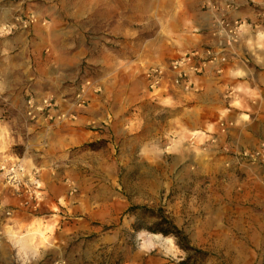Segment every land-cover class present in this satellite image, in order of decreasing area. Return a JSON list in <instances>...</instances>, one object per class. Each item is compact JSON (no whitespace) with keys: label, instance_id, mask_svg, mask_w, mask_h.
<instances>
[{"label":"rangeland","instance_id":"rangeland-1","mask_svg":"<svg viewBox=\"0 0 264 264\" xmlns=\"http://www.w3.org/2000/svg\"><path fill=\"white\" fill-rule=\"evenodd\" d=\"M199 10L195 0H0V153L56 177L36 213L2 193L12 215L0 214V264H263L264 242L243 227L248 207L264 215L245 199L264 198V0H242L245 54L218 93L147 88L150 66L198 44ZM82 89L77 120L26 119L28 96L53 94L67 109ZM253 118L256 147L235 150L231 131ZM37 218L45 238L30 240Z\"/></svg>","mask_w":264,"mask_h":264},{"label":"built area","instance_id":"built-area-1","mask_svg":"<svg viewBox=\"0 0 264 264\" xmlns=\"http://www.w3.org/2000/svg\"><path fill=\"white\" fill-rule=\"evenodd\" d=\"M202 12L207 15V32L212 39L209 45L197 46L171 58L168 62L150 66L146 70L148 90L153 97L160 92L201 90L199 77L214 67L221 74L226 68L230 54H234L242 33L249 26L247 19L237 16L240 0H195ZM29 23L35 21L32 16ZM27 25V22H24ZM87 105L85 89L79 91L67 109L61 107L53 94L42 97L28 96L25 100V117L31 123L54 126L77 120L79 108ZM224 122L221 123L223 127ZM225 131V128H222ZM46 186L40 169L29 168L25 159L15 154L0 153V214L11 216L7 209L10 202L4 201L2 193L7 191L15 204L29 213L38 212L45 202ZM10 218V217H7ZM7 223L0 222V251L6 233ZM60 264V262H58ZM264 264V257H263Z\"/></svg>","mask_w":264,"mask_h":264},{"label":"crops","instance_id":"crops-1","mask_svg":"<svg viewBox=\"0 0 264 264\" xmlns=\"http://www.w3.org/2000/svg\"><path fill=\"white\" fill-rule=\"evenodd\" d=\"M197 3V2H196ZM240 4L242 7V0H240ZM198 6V4H197ZM199 7V6H198ZM240 10L236 13L237 16H241L242 13L244 12V10ZM200 11V10H199ZM201 12V17H200V22L199 24L196 26V29L201 31L202 33L200 40L198 41V44L195 46H202V45H209L212 43V39L210 38L208 32H207V25H208V19H207V15L202 11ZM251 29H247L242 33V37L240 40V43L238 44L235 53L234 54H230L228 60L226 61V68L224 70L223 73L219 74L216 71V68L212 67L210 69H208L203 75H201L199 77V83L200 86L202 88L201 90V94H203L204 96L207 95V97L209 96H214L215 93H218V91L220 90V86L224 85L225 83L222 81L224 78V73L228 70H231L233 68V66L237 63L236 59H240V61H242L241 59L243 58V54H245L244 52V45H245V38L248 34L247 31H250ZM260 35V33H259ZM263 35V34H262ZM248 116V115H247ZM256 119V118H255ZM254 118L252 120H244L243 122V126H246V129H234L233 131H231V135H230V144L231 146L235 149V150H242V149H253L256 147L259 138L257 136H255L254 134H252V132L249 130V127L253 124H255L256 120ZM195 132V131H194ZM56 170V169H55ZM51 174V173H50ZM52 175V174H51ZM49 177V180L47 178H42L46 188L49 190L50 188H52L53 183L56 184V177L51 176ZM256 192H248L247 195L245 196V199H247V202H251V203H256V206H263L264 207V198L263 195L262 197H259ZM261 193V192H260ZM264 194V193H263ZM254 207H248L245 211H246V216H249V218H245L243 220H245L246 225H244L243 229V233L246 236L247 239H251L253 237L256 238H260L261 241L264 242V215L262 216V214L258 213L256 214L253 211ZM264 212V211H263ZM40 218H37L34 222V224L28 229L27 233H31L33 229L39 227L38 226V222H36L37 220H39ZM41 221V229L44 232L43 229L44 228V224L42 219ZM0 222H3V220H0ZM10 230V231H9ZM8 233L10 234V236L13 237V234L15 233L11 228H9ZM14 232V233H13ZM44 235V234H43ZM37 237V236H36ZM45 238V235H44ZM2 249V248H1ZM36 249V248H35ZM37 252V250H36ZM36 254V253H35Z\"/></svg>","mask_w":264,"mask_h":264},{"label":"bare ground","instance_id":"bare-ground-1","mask_svg":"<svg viewBox=\"0 0 264 264\" xmlns=\"http://www.w3.org/2000/svg\"><path fill=\"white\" fill-rule=\"evenodd\" d=\"M41 219H39V220H37L36 222H38V226L39 227H37V228H35L34 229V231L32 230V232L31 233H27L29 236H30V240H32L33 238H34V235L35 234H40L41 236H43V234H44V232L42 231V229H41V221H40ZM10 231V230H9ZM26 242V241H25ZM23 245H24V243H23ZM25 248V247H24ZM26 249V248H25ZM22 250V249H21ZM23 253H24V251H23Z\"/></svg>","mask_w":264,"mask_h":264},{"label":"trees","instance_id":"trees-1","mask_svg":"<svg viewBox=\"0 0 264 264\" xmlns=\"http://www.w3.org/2000/svg\"><path fill=\"white\" fill-rule=\"evenodd\" d=\"M160 232L165 233V234L170 233L169 231H165V230H161ZM175 233H176V234H175L176 236H177V235H180V234H179V233H180L179 230H176Z\"/></svg>","mask_w":264,"mask_h":264}]
</instances>
